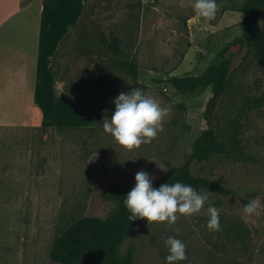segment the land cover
Segmentation results:
<instances>
[{
	"label": "rangeland",
	"instance_id": "374dc122",
	"mask_svg": "<svg viewBox=\"0 0 264 264\" xmlns=\"http://www.w3.org/2000/svg\"><path fill=\"white\" fill-rule=\"evenodd\" d=\"M247 1L216 0L208 20L194 13V0H84L48 61L56 85L49 82L39 100L51 128H0V264H53L50 250L67 228L116 211L112 185L133 187L140 170L154 182L167 165L182 166L208 127L229 153L192 161L190 172L230 194L201 191L208 199L200 212L177 214L171 225L142 219L121 252L131 250L134 264H166L164 241L173 236L186 245L179 264H264V66L247 43L229 50L225 91L209 123V89L179 93L167 83L219 61L223 46L241 36ZM258 23L264 31V10ZM130 63L136 78L125 71ZM133 88L170 111L151 143L125 150L103 131V119ZM256 199L257 213L245 216L244 205ZM208 206L219 210L218 231L207 228Z\"/></svg>",
	"mask_w": 264,
	"mask_h": 264
},
{
	"label": "trees",
	"instance_id": "16d2710c",
	"mask_svg": "<svg viewBox=\"0 0 264 264\" xmlns=\"http://www.w3.org/2000/svg\"><path fill=\"white\" fill-rule=\"evenodd\" d=\"M84 10V5H83ZM82 10V12H83ZM264 10V0H248L241 8L242 19L239 30L241 36L225 44L218 52L219 61L209 65L205 71L196 76L173 77L167 81L179 93L194 94L198 90L209 89L210 98L206 102L203 117L209 123L212 112L225 91L229 73V63L226 54L232 47L247 45L254 51L264 66V31L258 23V17ZM82 15V13H81ZM111 46L116 50L117 44ZM125 71L136 78V65L130 63ZM50 74L53 75L52 71ZM65 97H68L65 95ZM79 109L77 106H74ZM224 144L218 140L212 129L203 130L194 141L188 160L180 167L167 165L165 173L153 182V187L164 183H174L177 180L190 184L198 192L207 191L222 196H228L230 191L216 186L205 178L192 176L190 164L192 161L203 162L215 154H228ZM132 187L120 188L112 185L107 197L117 204L116 211L104 218L85 217L55 239L49 253V260L53 264H134L131 250L121 252L123 242L131 238L142 219L129 221L124 196Z\"/></svg>",
	"mask_w": 264,
	"mask_h": 264
},
{
	"label": "crops",
	"instance_id": "0c3cea01",
	"mask_svg": "<svg viewBox=\"0 0 264 264\" xmlns=\"http://www.w3.org/2000/svg\"><path fill=\"white\" fill-rule=\"evenodd\" d=\"M83 5L84 0H0V128H51L39 100L54 81L48 61ZM18 113L23 121L6 120Z\"/></svg>",
	"mask_w": 264,
	"mask_h": 264
},
{
	"label": "clouds",
	"instance_id": "9594fccd",
	"mask_svg": "<svg viewBox=\"0 0 264 264\" xmlns=\"http://www.w3.org/2000/svg\"><path fill=\"white\" fill-rule=\"evenodd\" d=\"M198 17L211 20L217 11L216 0H194L192 5ZM114 111L111 117L103 119V131L110 134L113 140L125 150L149 144L162 131V120L170 109L161 105L142 89L133 88L130 92L120 93L112 101ZM153 177L140 170L135 174L134 186L124 196L123 205L129 213V221L146 219L151 222L175 223L178 216L191 217L200 212L207 201V195L201 194L190 184L177 180L153 187ZM260 207L258 199L252 200L243 207L245 216L257 213ZM207 228L218 231L220 228L219 210L208 206ZM168 255L166 264H179L187 260L186 245L180 239L169 236L165 241Z\"/></svg>",
	"mask_w": 264,
	"mask_h": 264
}]
</instances>
